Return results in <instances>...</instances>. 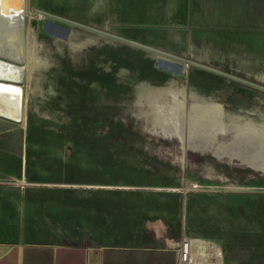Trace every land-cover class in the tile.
I'll use <instances>...</instances> for the list:
<instances>
[{
  "label": "rangeland",
  "instance_id": "obj_1",
  "mask_svg": "<svg viewBox=\"0 0 264 264\" xmlns=\"http://www.w3.org/2000/svg\"><path fill=\"white\" fill-rule=\"evenodd\" d=\"M136 1L29 0V4L264 85V0ZM142 6V11H130ZM33 17L28 15L27 21L32 23L50 70L39 76L34 94H28L27 130L92 132L106 147L138 155L142 170L148 173L143 184L169 187L174 196H180L182 220L192 236L209 237L228 228L231 234L226 238L230 242L233 238L237 244V230L246 227L247 234L259 226L264 228V220L255 225L253 217L254 213H264V174L190 151L185 154L183 170L161 150L171 147L177 151V144L150 137L133 117L137 85L142 82L175 86L185 82L200 95L227 104L233 112H264L263 91L198 67L185 68L177 60L49 17ZM89 35L94 37L92 46L73 60L71 43ZM188 40L193 52L188 51ZM34 106L40 113L33 112ZM15 128L22 127L0 124V130ZM218 175L228 181H219ZM186 181L198 183L199 188L186 189ZM1 197L12 195L3 191ZM0 211L5 216L0 220V242L5 246L14 242L94 240L18 236L12 204L2 205Z\"/></svg>",
  "mask_w": 264,
  "mask_h": 264
},
{
  "label": "crops",
  "instance_id": "obj_2",
  "mask_svg": "<svg viewBox=\"0 0 264 264\" xmlns=\"http://www.w3.org/2000/svg\"><path fill=\"white\" fill-rule=\"evenodd\" d=\"M23 129L0 130V207L12 204L17 235L94 240L0 242L6 247L0 264H103L105 250L171 252L175 264L174 248L184 238L190 239L193 264H264V228L237 230V244L226 238L228 228L192 236L180 196L143 184L148 173L138 155L106 147L92 132ZM3 191L12 197H1ZM253 217L258 225L264 213Z\"/></svg>",
  "mask_w": 264,
  "mask_h": 264
},
{
  "label": "bare ground",
  "instance_id": "obj_3",
  "mask_svg": "<svg viewBox=\"0 0 264 264\" xmlns=\"http://www.w3.org/2000/svg\"><path fill=\"white\" fill-rule=\"evenodd\" d=\"M28 15H33V20L43 18L30 6L29 0H0V120L25 129L28 94H34L39 76L50 70L47 55L33 34L32 23L27 21ZM93 42L94 37L89 35L78 43H71L75 53L72 59ZM187 45L188 51L193 52L189 40ZM183 66L189 67L186 63ZM133 106V117L143 131L150 137L177 144V151L171 147L161 150L183 170L186 169L185 154L190 151L264 174V112L229 111L227 104L213 96L200 95L185 82L178 86L142 82L137 85ZM33 112L40 113L37 106ZM218 180L225 182L228 178L218 175ZM184 187L197 189L199 184L186 181ZM234 188L241 190L243 187Z\"/></svg>",
  "mask_w": 264,
  "mask_h": 264
},
{
  "label": "water",
  "instance_id": "obj_4",
  "mask_svg": "<svg viewBox=\"0 0 264 264\" xmlns=\"http://www.w3.org/2000/svg\"><path fill=\"white\" fill-rule=\"evenodd\" d=\"M37 12L40 15H42L43 17H49V18H52L54 20H58V21L67 23L69 25L81 28L83 30H87V31H90V32H93V33H96V34L103 35V36L108 37L110 39H113L115 41H119L121 43L128 44V45L143 49V50L148 51L150 53H156V54H161L163 56L171 57L172 59L180 61L181 63L183 62V63H186L187 65L198 67L200 69H204V70L210 71L212 73L227 77L229 79H233L235 81H238L240 83H243L245 85L251 86V87L256 88V89H259V90L264 92V85H262L260 83L251 81V80H249L247 78H243V77L237 76V75L232 74V73H228V72L222 71L220 69H217V68L212 67V66L207 65V64H203V63H199V62H196V61H192L190 57H178V56H175V55H171L170 53H167L166 51L157 49V48H155L153 46L146 45V44H143V43H140V42H137V41H133L131 39H128V38H125V37H122V36H119V35H115L113 33L107 32L105 30L103 31L102 29H97L95 27H91L89 25H86V24H83V23H80V22H77V21H73L71 19H68V18H65V17H61V16H58V15H55V14H52V13H48V12H45V11H42V10H39V9L37 10Z\"/></svg>",
  "mask_w": 264,
  "mask_h": 264
},
{
  "label": "trees",
  "instance_id": "obj_5",
  "mask_svg": "<svg viewBox=\"0 0 264 264\" xmlns=\"http://www.w3.org/2000/svg\"><path fill=\"white\" fill-rule=\"evenodd\" d=\"M115 260L129 262H141L143 264H174V254L171 252L134 250H105L103 254V264H111Z\"/></svg>",
  "mask_w": 264,
  "mask_h": 264
},
{
  "label": "built area",
  "instance_id": "obj_6",
  "mask_svg": "<svg viewBox=\"0 0 264 264\" xmlns=\"http://www.w3.org/2000/svg\"><path fill=\"white\" fill-rule=\"evenodd\" d=\"M189 242V238H184L181 244L174 248L175 264H193Z\"/></svg>",
  "mask_w": 264,
  "mask_h": 264
},
{
  "label": "snow or ice",
  "instance_id": "obj_7",
  "mask_svg": "<svg viewBox=\"0 0 264 264\" xmlns=\"http://www.w3.org/2000/svg\"><path fill=\"white\" fill-rule=\"evenodd\" d=\"M4 90L8 92L15 91L14 89H4Z\"/></svg>",
  "mask_w": 264,
  "mask_h": 264
}]
</instances>
